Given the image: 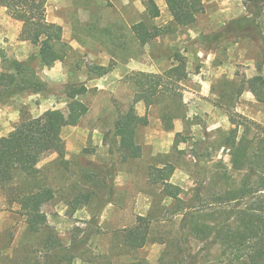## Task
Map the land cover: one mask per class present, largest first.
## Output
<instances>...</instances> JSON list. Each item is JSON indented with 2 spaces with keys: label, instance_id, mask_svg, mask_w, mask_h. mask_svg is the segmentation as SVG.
<instances>
[{
  "label": "rangeland",
  "instance_id": "374dc122",
  "mask_svg": "<svg viewBox=\"0 0 264 264\" xmlns=\"http://www.w3.org/2000/svg\"><path fill=\"white\" fill-rule=\"evenodd\" d=\"M155 1L157 17L146 13V0H47L46 18L61 25L70 47L51 66L36 55L38 44L19 39L21 23L0 6V76L29 83L0 102V136L50 110L63 122L66 145L65 161L45 153L0 185V264H223L219 244L187 223L241 177L230 163V115L264 126V103L247 89L250 77H264V6L256 15L245 0H203L194 21L178 25L164 0ZM138 22L166 32L142 43L132 30ZM94 66L110 71L90 72ZM139 70L162 74L176 92L134 104L146 118L136 128L142 155L124 159L114 123L136 91L127 76ZM80 84L87 91L76 98L88 110L74 123L65 89ZM242 133L240 126L237 139ZM168 163L181 201L148 180L152 166ZM43 189L53 197L33 202ZM31 211L45 215L38 230ZM138 215L148 236L128 246L124 229Z\"/></svg>",
  "mask_w": 264,
  "mask_h": 264
},
{
  "label": "trees",
  "instance_id": "16d2710c",
  "mask_svg": "<svg viewBox=\"0 0 264 264\" xmlns=\"http://www.w3.org/2000/svg\"><path fill=\"white\" fill-rule=\"evenodd\" d=\"M164 2L178 25L192 23L196 14L203 9V0ZM245 2L252 6L256 15L260 14L264 6V0ZM46 4L47 0H0V6L11 12L21 23L19 39L38 44L36 55L45 65L51 66L62 61L70 47L63 41L61 25L47 20ZM145 10L150 17L160 14L155 0H146ZM132 30L142 43L166 32V29L159 27L151 30L143 22L134 24ZM89 70L102 75L108 73L110 68L94 66ZM127 78L134 83L136 91L127 111L120 113L114 123V136L118 139V148L124 159L139 158L142 155L141 145L136 141V128L139 124H145L146 118L136 114L134 104L143 101L148 107L156 95L176 92L169 86L170 80L160 73L139 70L131 72ZM27 89L29 83L25 78L18 75L0 76V102ZM247 89L258 102L264 103L263 76L250 77ZM38 90V87L34 88V91ZM65 91L71 98L68 103L69 117L77 123L88 107L76 96L84 94L87 88L83 84L68 85ZM230 119L234 124L227 138L231 148L230 163L241 177L236 181L227 180L224 188L216 192L215 198L206 200V208L190 212L187 226L194 234L202 235L205 239L212 237L219 244L223 264H264V126L253 120H245L235 113L230 115ZM62 126L63 122L50 110H46L39 116L16 124L6 135L0 136V185L12 181L17 171L45 153H56L60 161H65L66 145L61 135ZM240 126H243V133L237 139ZM173 171L171 163L161 167L152 166L148 180L160 184L161 192L166 196L181 201L178 186L170 181ZM225 177L229 179V176ZM31 197L33 202L41 204L50 200L53 193L51 189H43ZM45 220L43 213H29L32 230H38ZM148 227L146 218L138 215L135 224L124 229L126 245L134 246L144 242L148 236Z\"/></svg>",
  "mask_w": 264,
  "mask_h": 264
},
{
  "label": "crops",
  "instance_id": "0c3cea01",
  "mask_svg": "<svg viewBox=\"0 0 264 264\" xmlns=\"http://www.w3.org/2000/svg\"><path fill=\"white\" fill-rule=\"evenodd\" d=\"M176 185V184H175Z\"/></svg>",
  "mask_w": 264,
  "mask_h": 264
}]
</instances>
